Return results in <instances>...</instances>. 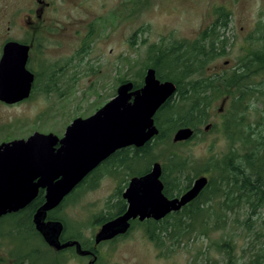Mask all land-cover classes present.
I'll use <instances>...</instances> for the list:
<instances>
[{
	"label": "rangeland",
	"instance_id": "374dc122",
	"mask_svg": "<svg viewBox=\"0 0 264 264\" xmlns=\"http://www.w3.org/2000/svg\"><path fill=\"white\" fill-rule=\"evenodd\" d=\"M47 1L51 4L40 10L32 5L33 0H0V54L6 40L30 42L29 68L36 72V86L28 98L15 104L0 101V143L26 139L34 131L61 137L74 118L92 114L115 95L121 83L139 79L149 63L146 52L151 44L194 41L203 29L216 23L214 5L220 4V0ZM259 3L260 0L240 2L229 9V24L214 26L225 40L220 45L223 53L204 68L205 73H231L249 50L260 47L250 37L262 13ZM31 8L39 15L34 29L24 23L31 18ZM260 79L264 81V69L257 80ZM229 101L230 96L216 99L208 120L198 127L194 137L174 142V130L168 143L151 146L153 150L150 148L146 160L155 157L154 162L161 164L169 181L173 178L167 156L171 151L185 163L193 161L183 165L181 185L185 184L184 176H192L194 171H198L196 177L209 175L206 160L229 150L225 134L218 129ZM254 103L263 114L264 92ZM249 116L256 118L253 108ZM99 174L97 181L72 195L66 203L67 214L63 215L68 231L73 234L78 229L85 240L95 231L92 219L114 210L115 189L129 177L120 166L108 165ZM225 211L222 225L213 226V216L179 241L173 242L162 234L159 247L144 232L150 222L134 225L125 237L101 247L109 255L100 257L98 264H248L253 260L264 264V212L256 209L249 214L240 207L234 212ZM168 221L174 219L169 217ZM19 235L8 218L0 222L1 264H84L72 253H55L35 234ZM226 241L232 248L229 254L225 253L227 246L219 247Z\"/></svg>",
	"mask_w": 264,
	"mask_h": 264
},
{
	"label": "water",
	"instance_id": "95a60500",
	"mask_svg": "<svg viewBox=\"0 0 264 264\" xmlns=\"http://www.w3.org/2000/svg\"><path fill=\"white\" fill-rule=\"evenodd\" d=\"M29 46L7 40L0 54V101L15 104L29 97L34 74L26 67ZM173 82L161 81L155 69L148 67L139 88L125 81L116 93L87 117L74 118L58 137L52 132L34 131L26 139L0 143V215L23 207L45 188V202L34 214L33 221L45 242L62 248L77 242L59 244L61 225L44 221L45 212L56 206L95 166L109 154L126 146H142L158 129L154 123L157 110L175 92ZM208 125L206 126V129ZM193 128H177L174 142L189 140ZM161 164L153 162L151 170L132 177L123 192L125 212L103 223L95 241L125 233L131 218L159 220L180 210L195 199L208 183L207 176L196 177L179 196L168 198L162 192ZM38 181L32 184V179Z\"/></svg>",
	"mask_w": 264,
	"mask_h": 264
},
{
	"label": "trees",
	"instance_id": "16d2710c",
	"mask_svg": "<svg viewBox=\"0 0 264 264\" xmlns=\"http://www.w3.org/2000/svg\"><path fill=\"white\" fill-rule=\"evenodd\" d=\"M226 21L225 18L203 29L194 41L178 40L172 45H163L160 41L151 44L146 52L149 63L145 67H153L159 80L173 82L176 89L153 116L158 133L145 143L140 152L133 154L134 164L127 166L129 171H137L140 160L149 156L151 146L153 148L159 143H168L171 132L177 128L189 126L195 133L198 132V127L208 120L215 100L221 96H230L222 115L224 121L218 126L220 132L225 134L229 150L220 155L213 154L206 160L208 183L195 199L180 210L168 214L162 221H147L151 224L146 228L151 238L159 242L158 246L163 242L162 234L168 235L173 242L179 241L189 231L196 229V225L211 221L213 216V226L222 225L224 220L221 218L226 216L225 210L234 212L236 207H240L249 214L255 213L256 209L264 212V113L254 103L258 102L260 94L264 92V81L257 80L264 69V25H256L250 34L251 40L256 41L260 47L249 50L236 70L226 72L225 75L207 74L204 68L223 53L220 45L225 41L221 31H215L214 26L224 27ZM143 75L141 72L139 79L132 81L134 89L142 85ZM33 86H36L35 83ZM251 108L256 118H250ZM167 156L172 164L170 170L173 178L169 181L164 169L162 178L166 184L164 192L170 197L173 192L178 195L185 191L198 171H194L192 176L185 175V184L181 185L184 166L193 161L185 163L173 151ZM151 159L154 162L155 157ZM169 217L174 222L168 221ZM6 218L11 226L19 228L20 219L17 214ZM23 222L27 228L28 222ZM219 247H226V254L232 249L228 241L219 244ZM248 264L259 262L253 260Z\"/></svg>",
	"mask_w": 264,
	"mask_h": 264
},
{
	"label": "flooded vegetation",
	"instance_id": "af4514ba",
	"mask_svg": "<svg viewBox=\"0 0 264 264\" xmlns=\"http://www.w3.org/2000/svg\"><path fill=\"white\" fill-rule=\"evenodd\" d=\"M242 1H245V0H220V1H217L220 4H218L219 6L217 4L214 5L215 14H216V16H218V18H217L218 20L216 22H219V19H225L226 18V20H227L226 25L229 24L230 18H232L230 15L229 9L233 6L238 5ZM50 4H51V2H48L47 0H33V2H32V5L38 6L39 7L38 9H40V10H42L45 6H49ZM259 4H260V6H262V13H261V15H259V21L256 23V25H264V0H260ZM34 9L37 10V8H34ZM29 14H30L29 16H31V18L28 17L27 19H25L24 23L29 25L31 27V29H34L35 23H36L35 19L38 18L39 15L37 14V12L36 13L34 11L32 12V8H31V11ZM224 15H226V16L223 18ZM9 40H11V39H9ZM12 40H14V39H12ZM19 42H22V43L27 44L29 46L28 59H27L26 67L34 74V81H33V84H34L36 81V74H35L36 72H34L33 69L29 68L30 67L29 55H30V52L32 49V43L26 42V41H19ZM149 67H151V66H149ZM196 134H197V132L195 133V130H194V134L192 137H194ZM181 142H183V141H181ZM144 145L139 146V147H137V146H126L123 148H119V149L115 150L114 152H112L111 154H109L104 160H102L97 166H95L89 173H87L84 176V178L68 194H66L56 206H54L53 208H51L50 210H47L45 212L44 221H56V222H59L61 225V229H60L59 234L57 236L59 244H64L67 242L71 243V242L75 241L79 244L78 248H77L76 243L62 247V248H59V249L56 247L50 246L45 242V240L43 239L41 234L37 231L35 224H34V221H33V217H34V214L37 212V210L45 202V188L38 187L35 196L30 201H28L23 207H21L20 209H18L16 211L7 212L6 214L0 215V222L6 220V217L8 215L17 214V217L20 219V220H18V226H19L18 235L20 234L19 237L21 235H25V233L35 234L38 237V239L40 238L43 241V243L45 245H47L50 249H52L55 253L62 254V255H65L66 253H72V254L76 255L77 257L81 258L82 263L84 261V264H98L100 257H103L105 255L106 256L109 255V253L107 251L105 254H104V251H102L101 247L103 245L108 246V245L114 243L115 241H117L118 239L125 237L134 225H142L144 223L146 224L147 221H155V222L162 221L168 215L167 214L165 217H163L159 220H155L153 218H145L144 220H139L138 217L131 218L129 220L130 226L125 233L117 234L111 238L100 240L99 242L95 241V236H96L97 232L99 231V229L103 223H105L108 220H111V219H113V218H115V217H117V216H119L125 212V210L127 208V202H126V199L123 197V192L126 189V187L128 186L129 180L132 177H139V176H142L144 174H147L151 170V166H152L153 162H151L150 160H148V161L146 160L148 158V156L144 159L145 161H143L141 163V167L137 171H133V170L129 171V169L127 168L128 165L134 164V159L132 160L133 154L140 152L144 148ZM108 165L114 166V167H116V166L123 167V169L129 175V177H128V179L125 180L124 184L120 185V183H119V185L115 189L117 202H116V206H114L115 207L114 210H111V211L109 210L105 215L103 214V215L98 216L97 218L92 219L93 228H95V231L89 237H87V239L85 240V239L81 238L79 233H77L78 229L73 234L68 231L65 218L63 217V215L67 214V209L69 206V205H66V203L70 200L72 195L78 189L83 188L88 183L97 181L95 178L97 177V175H101V174H99V172L103 168H106ZM161 168H162V166H161ZM162 176H163V168H162L161 175H160V180L163 184V187H162L163 194L168 198H173V197L179 196L181 193L177 195L176 192H173L172 196H170V197L165 194L164 189L166 188V184H165V181L163 180ZM37 181H38V177L33 178L32 184L36 183ZM171 213H173V212H171ZM25 220L29 224V226H27V228H25V226H24L23 221H25ZM144 232H145L147 238L154 244V246H157L159 242L157 243L156 240L151 238V235H150L147 228H144Z\"/></svg>",
	"mask_w": 264,
	"mask_h": 264
}]
</instances>
